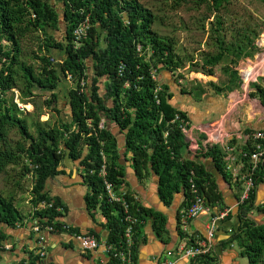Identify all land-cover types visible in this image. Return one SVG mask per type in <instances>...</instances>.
I'll use <instances>...</instances> for the list:
<instances>
[{
	"label": "trees",
	"instance_id": "obj_1",
	"mask_svg": "<svg viewBox=\"0 0 264 264\" xmlns=\"http://www.w3.org/2000/svg\"><path fill=\"white\" fill-rule=\"evenodd\" d=\"M63 1L66 25H63L65 34L59 39L53 31L60 29V13L51 0H0V174L8 173L10 166L21 165L17 175L33 178L32 215L37 224L60 225L63 214L56 208L65 205L47 193L46 181L61 173L59 166L65 158H81L90 186L86 198L88 206L95 209L101 206L108 218L107 242L119 246L125 228L120 207L99 200L102 180L90 174V169L99 166L105 155L110 177L119 184L125 181L124 169L119 163V143L104 118L127 130L125 141L134 154L133 164L138 176L141 178L152 170L160 178V197L166 205H171L175 194L181 191L185 193L182 206L189 204L191 170L195 171L196 182L208 203H219L222 199L212 174L202 163L184 157L188 143L179 122L173 120L176 113L183 116L185 113L172 108L167 85L158 93L159 102L155 97L160 81L153 77V71L173 72L183 64L175 39L154 31L156 15L139 0ZM231 1L195 0V3L218 11ZM86 16L90 18L91 30L76 47L73 31ZM215 23L211 31L216 51L204 54L202 63L191 65L198 73L213 74V68L222 63V69L230 74L233 84L237 76L234 65L243 57L251 56L261 30L249 24L230 28L229 40L224 20L218 17ZM99 28L102 31L99 32ZM36 32L38 50L28 60L24 41ZM55 50L65 51L59 65L53 54ZM89 58L95 61L91 80L86 65ZM63 75H70L77 83V88L70 90L71 120L41 121L40 114L31 118L32 113L24 112L14 101L18 89L20 101L34 103L37 109L36 98L51 90L44 105L59 112L55 90ZM102 77L109 80L105 96L99 91L98 82ZM261 94L264 97V89ZM110 98L112 105L107 102ZM207 154L221 166V151L217 147ZM260 178L261 174L257 182ZM14 184L21 185L19 180ZM254 197L255 189L240 206L242 223L232 238L238 242L241 255L248 258L249 264H264V223L258 224L248 215L253 210L264 213V202L256 204ZM43 201H54L53 206L38 208ZM140 207L139 216L143 220L152 216L155 230L166 231V216L162 212L143 204ZM24 218L26 215L18 208L15 195L0 192V224L14 225ZM141 232L139 224L134 248L136 258ZM36 261L34 256L29 264Z\"/></svg>",
	"mask_w": 264,
	"mask_h": 264
},
{
	"label": "crops",
	"instance_id": "obj_2",
	"mask_svg": "<svg viewBox=\"0 0 264 264\" xmlns=\"http://www.w3.org/2000/svg\"><path fill=\"white\" fill-rule=\"evenodd\" d=\"M51 1L54 3L53 0ZM61 1L64 3L63 0ZM64 13L61 19L64 18ZM60 25L62 35L58 36L59 39L65 34L63 24ZM100 40L103 44L102 36ZM64 53V50L53 52L58 65L62 62ZM94 63L92 58L86 61L90 80L95 74ZM217 66L213 68V74H204L196 72L191 64L188 69L181 65V68L173 72L161 69L157 77L163 86H168L169 103L172 108L184 112V116L189 120L188 133L184 134L188 143L183 152L184 157L202 163L216 181L222 200L213 205L212 210L218 211L224 206L231 208L230 216L217 223L213 264H241L240 256L243 257L241 247L232 237L242 223L238 200L243 182L235 180L227 170L225 153L226 147L230 146L229 154L239 157L242 149L250 148L254 143L249 134L264 130V97L261 94V89H264V33L256 40L251 56L243 57L234 65L237 76L233 84L229 80L230 74L221 69L222 63L219 64L220 70L216 68ZM98 84L100 95L105 96L109 84L108 78L102 77ZM71 88H77V83H74L70 75L68 77L63 75L59 87L55 90L58 95L59 112L53 119L54 122L60 119H72ZM16 92L20 97L18 89L15 90ZM51 92V90L45 91V98L51 95ZM14 101L19 102L15 97ZM107 102L108 105H112L111 98ZM105 120L108 129L119 143V163L125 173L123 183L139 196L143 205L166 216V231L160 233L154 228L152 216H146L141 223V242L135 263L156 264L159 259H170L176 260V264H185L187 258L179 255L177 250L182 237L178 226V211L182 207L184 191L176 193L171 205H166L160 197V178L152 170L141 178L138 176L133 164L134 154L128 149L125 141L127 130H122L108 118L103 119ZM215 147L221 151V166H217L213 157L207 154L208 150ZM87 150L86 147L84 154ZM59 170L61 173L46 181L45 190L50 196L64 203L65 213L61 220L70 223L76 230L93 233L99 241L105 242L109 235L108 218L100 208L88 206L86 198L90 186L81 158L75 160L65 158ZM254 198L256 204L264 202V175L255 188ZM18 208L26 215L23 222H16L14 225L0 224V264H29L34 256L37 259L36 264L105 263L106 254L103 244L97 249L88 248L70 232L45 231L46 257L41 259L37 255L38 234L33 228L37 222L32 215V205L24 209ZM248 215L256 223H264L263 212L253 210ZM209 220L208 214H201L192 220L191 231L195 236L204 238L207 235Z\"/></svg>",
	"mask_w": 264,
	"mask_h": 264
},
{
	"label": "built area",
	"instance_id": "obj_3",
	"mask_svg": "<svg viewBox=\"0 0 264 264\" xmlns=\"http://www.w3.org/2000/svg\"><path fill=\"white\" fill-rule=\"evenodd\" d=\"M91 22L89 16L78 24L73 31L74 42L79 47L84 39H86L91 30ZM141 47H139L140 49ZM123 65L120 66L123 69ZM156 70L153 71V77H157ZM159 80V79H158ZM84 85V81L82 82ZM163 90L161 82L155 88V97L159 102L158 93ZM178 121L179 126L184 134L188 133L189 120L186 116L176 113L173 121ZM101 126H104L102 122ZM254 143L250 148H244L239 157L229 154L230 146H227L225 157L227 160V170L231 173L235 180H242L243 189L238 200V205H243L251 196L252 191L256 188L258 176L264 175V130L253 131L249 134ZM104 161L96 168L90 169V174H96L102 180V192L99 194V200L102 202L117 204L120 207L121 220L125 228L123 238L119 246L111 245L107 242L99 241L98 237L90 232H79L72 227L70 223L61 220L60 225H43L35 224L34 230L38 234L37 255L44 259L46 251L44 250L45 231L50 232H70L73 236L79 238L88 248L97 249L103 244L105 251L104 264H136L135 263V244L137 226L143 222L139 216L141 211L139 196L130 191L124 183H117L110 177V171L106 162V156L103 155ZM189 204L182 206L178 211V226L182 235L180 246H178L179 255L187 258L185 264H213L212 257L214 253V238L217 230V223L225 220L231 214V208L224 206L220 210H212L211 204L208 203L206 197L201 193L196 182V173L191 170L189 179ZM139 201L140 204H137ZM54 201H43L38 208L52 207ZM99 204H102L99 202ZM136 204V206H135ZM101 208V206H98ZM58 212L65 213L64 206L56 208ZM201 214H208L210 220L207 225V235L204 238L195 236L191 231V222ZM62 219V218H61ZM156 264H176V260L159 259Z\"/></svg>",
	"mask_w": 264,
	"mask_h": 264
},
{
	"label": "rangeland",
	"instance_id": "obj_4",
	"mask_svg": "<svg viewBox=\"0 0 264 264\" xmlns=\"http://www.w3.org/2000/svg\"><path fill=\"white\" fill-rule=\"evenodd\" d=\"M60 1L53 0V4L59 10L60 24L66 25L64 18L61 19L65 5ZM139 1L156 15V20L153 24L154 31L159 34L169 35L175 39L176 51L182 58L183 68L186 69L190 67L191 63H202L204 54L216 51V47L213 45L211 28L216 25L215 22L218 17L224 20L225 27L228 29L227 38L229 40L231 39V31L229 29L240 28L245 24L259 26L261 30L259 38L264 33V0H232L218 11L211 9L205 4L198 5L195 0ZM53 32L59 37L62 35V30L60 29ZM37 35V32L33 33L24 41L28 60L38 50L39 38ZM36 61L34 60V62ZM219 67L218 65L216 68L220 70L221 67ZM44 99L45 95L43 94L36 98V109L34 103L25 104L20 102L18 92L15 93V100L21 103L19 107L24 112L32 113L31 118H35L37 114H40L38 119L41 121L49 120V118L53 120L58 115V112L53 109L50 110L44 105ZM31 130L34 129L31 128ZM20 171L21 165H16L10 166L8 173L0 174V192L6 196L14 194L17 206L24 209V207L32 205L34 180L30 175L21 178L17 175ZM17 180L21 183L18 187L14 184ZM240 259L241 264H249L247 258L240 256Z\"/></svg>",
	"mask_w": 264,
	"mask_h": 264
},
{
	"label": "clouds",
	"instance_id": "obj_5",
	"mask_svg": "<svg viewBox=\"0 0 264 264\" xmlns=\"http://www.w3.org/2000/svg\"><path fill=\"white\" fill-rule=\"evenodd\" d=\"M75 43V42H74ZM76 45V44H75ZM21 102V101H20ZM20 102H17V104H18V106H19V104H21ZM63 217V216H62Z\"/></svg>",
	"mask_w": 264,
	"mask_h": 264
}]
</instances>
